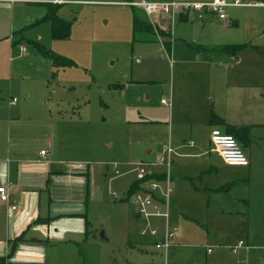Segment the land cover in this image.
I'll use <instances>...</instances> for the list:
<instances>
[{
  "label": "rangeland",
  "instance_id": "rangeland-1",
  "mask_svg": "<svg viewBox=\"0 0 264 264\" xmlns=\"http://www.w3.org/2000/svg\"><path fill=\"white\" fill-rule=\"evenodd\" d=\"M48 1L0 0V186H13L9 203L0 204V259L162 264L164 256L139 235L134 201H122L137 181L134 165L151 164L145 172L158 178L143 181L159 180L153 170H167L157 159L170 126L174 140L187 135L202 106L209 110L222 93L264 121V3L227 7L225 20L144 16L169 34V57L164 38L132 41V10L124 4L132 0H64L55 16L70 24L65 39L52 38L50 23L32 22L54 10ZM230 45L244 48L225 55ZM38 47L71 64L55 70ZM196 55L203 64H194ZM178 172L169 210L177 232L166 264H264V187L251 196L263 200L249 219L226 216L245 207L224 193L187 192Z\"/></svg>",
  "mask_w": 264,
  "mask_h": 264
},
{
  "label": "crops",
  "instance_id": "crops-1",
  "mask_svg": "<svg viewBox=\"0 0 264 264\" xmlns=\"http://www.w3.org/2000/svg\"><path fill=\"white\" fill-rule=\"evenodd\" d=\"M54 1H60L59 4L67 2L64 0H50L48 4H54ZM9 2L13 3V1ZM256 3L261 4L260 2ZM207 13L208 12H205L204 14ZM44 16L45 9L44 12H41L40 16H37L32 22L35 23ZM213 16L217 18L215 15ZM173 18L178 19L179 16ZM27 26L28 24H24L19 29ZM164 39V42H170V50L168 53L166 52L170 57L171 40L170 38ZM221 51L227 55L223 49ZM194 64H203L198 55H196ZM225 88H227V86H225ZM219 96L220 97L212 98L213 107H210L209 110L205 109V104L202 106V109L199 111L200 122L193 127L191 126L187 135L180 136L174 140L172 136V126H170L168 135L169 140H167V142L163 140V143L160 144V151H162L165 146H173L175 150H177L176 153L170 148L172 150L170 165L172 158L179 159V165L173 163V166L171 165L170 167V184L173 181L174 172L178 169V177L182 179V181L179 182L182 184L184 190L187 192H197L200 190L202 192L208 191L210 194L214 195L224 193L226 197L230 195L232 197L231 199L241 207H245V210L243 214L242 212H226L225 214L222 212L221 215H235L247 217L249 219L250 207L253 206L254 202L259 204L263 200V197H259L253 201L251 196L252 194L256 195L264 187V121H261L260 115L257 114L254 118H251L252 114L247 110L249 108L244 101L243 103H237L234 98L223 93ZM161 101L160 104L164 105ZM10 105H12L11 102ZM166 106L168 107V104ZM212 115L215 118L210 121ZM194 127H197L196 130L198 129V132H195ZM211 130H218L225 135H234L249 165L247 167L225 166L218 155L210 149L209 135ZM206 154L208 157L205 156ZM164 171L162 167L156 166L153 170V174L161 175ZM176 185L179 187L180 184ZM227 200L226 198L225 202H227ZM8 203L9 202L0 204L7 205ZM225 205L226 203H224V206ZM173 249L174 243L172 241V247L169 251ZM144 253L145 251H143L142 254ZM206 253H209L208 249ZM154 254L160 255L156 251H154Z\"/></svg>",
  "mask_w": 264,
  "mask_h": 264
},
{
  "label": "built area",
  "instance_id": "built-area-1",
  "mask_svg": "<svg viewBox=\"0 0 264 264\" xmlns=\"http://www.w3.org/2000/svg\"><path fill=\"white\" fill-rule=\"evenodd\" d=\"M59 4L60 1H54ZM127 6L140 8L146 17L157 13H169L172 17L186 16L201 13H211L218 19L224 20L223 11L231 6H244L248 3L243 0H212L209 3H193V4H179L171 0L165 1H149V0H132L124 3ZM199 17V16H198ZM22 53L24 48H20ZM15 99L11 101V104ZM162 104L167 105L166 102L161 101ZM210 149L216 153L223 164L227 167H247L249 165L246 156L244 155L238 142L229 135L220 133L218 130H211L209 135ZM172 150L169 146L162 149L160 157L157 159V165H164L167 170L162 173L160 180L146 181V176L152 173H146L145 168L152 166L149 163H137L134 165L135 179L141 181V189H139L132 200L136 206V218L140 222L139 235L141 237L149 238L154 251L164 256L166 264V256L169 249L172 247V240L177 232V228L169 224V210H170V196L172 188L170 184V177L168 175V168L170 166V156ZM39 156L43 158L44 152H40ZM118 174L117 170L114 172ZM146 184V186H144ZM161 192L158 193V189ZM12 184L8 182L4 186H0V203H7L11 198ZM11 210H14L11 207ZM159 220L160 224L154 221ZM242 243L239 242L232 250L240 248ZM208 252L210 250L208 249Z\"/></svg>",
  "mask_w": 264,
  "mask_h": 264
},
{
  "label": "trees",
  "instance_id": "trees-1",
  "mask_svg": "<svg viewBox=\"0 0 264 264\" xmlns=\"http://www.w3.org/2000/svg\"><path fill=\"white\" fill-rule=\"evenodd\" d=\"M246 3L250 2H260L264 3V0H243ZM58 5H54V10L45 14L43 18L40 20L36 21L35 24L40 23V22H48L51 25V36L53 39H65L68 38V35L70 34V24L66 21H63L59 19L58 17L55 16V8ZM131 7V15H132V41H143V42H154L156 39V36H159L161 38H169V34L160 30L155 24H151L148 22V20L145 18V14L143 11L140 9V14L136 12L135 7ZM145 16V17H144ZM186 16H179L178 20L182 21L185 19ZM163 46L165 48V51L168 53L170 50V42H162ZM244 48L243 45H230V46H225L223 48V51L227 55L231 56H236V54ZM38 51L41 55L49 58L53 68L57 70L58 68H64L66 66H69L71 63L62 57L55 56L49 51H46L44 49H41L38 47ZM215 117L212 115L210 118V121H212ZM232 136L236 141V137L234 135H229ZM238 142V141H237ZM239 144V143H238ZM158 178L157 176H152L150 175L146 176L145 179H150V178ZM162 178V175H160V178ZM141 181H132L130 182L126 193H125V198L122 201H127L129 199H132L134 194L141 189ZM4 263V259H0V264Z\"/></svg>",
  "mask_w": 264,
  "mask_h": 264
},
{
  "label": "water",
  "instance_id": "water-1",
  "mask_svg": "<svg viewBox=\"0 0 264 264\" xmlns=\"http://www.w3.org/2000/svg\"><path fill=\"white\" fill-rule=\"evenodd\" d=\"M100 236H102V235H100ZM103 239V238H102ZM141 253H143V251H141Z\"/></svg>",
  "mask_w": 264,
  "mask_h": 264
}]
</instances>
